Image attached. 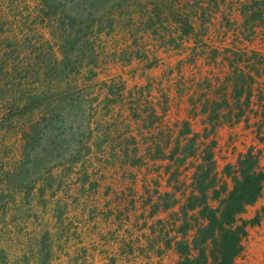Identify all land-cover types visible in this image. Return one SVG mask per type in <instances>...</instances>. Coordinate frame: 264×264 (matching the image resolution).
<instances>
[{"label": "trees", "instance_id": "trees-1", "mask_svg": "<svg viewBox=\"0 0 264 264\" xmlns=\"http://www.w3.org/2000/svg\"><path fill=\"white\" fill-rule=\"evenodd\" d=\"M123 1L0 0V141L11 148L8 164L0 159V254H33L36 264H47L56 238L70 240L59 229L72 224L81 238L92 231L90 237L117 244L118 256L107 264H164L151 259L171 252L178 258L170 264H233L250 223L242 214L263 192L264 168L249 149L218 170L214 134L251 107L258 60L227 48L224 80L193 78L205 84L188 96L202 131L187 119L171 122L167 91L155 96L152 82L129 87L120 75L98 78L100 41L116 29ZM211 1L237 11L250 31L264 24V0ZM198 3L179 12L176 1L171 18L146 4L145 18L134 23L130 16V29L176 20L192 35L206 2ZM201 45H193L190 64L203 57ZM180 79L185 90L190 83ZM59 128L69 135L58 137ZM60 142L68 151L58 152ZM64 163L75 170L72 202L50 194L53 170ZM102 180L110 184L106 194ZM48 205L52 226L39 210ZM31 219L38 223L28 238L13 230L18 223L29 229ZM101 221L111 227L102 229Z\"/></svg>", "mask_w": 264, "mask_h": 264}, {"label": "rangeland", "instance_id": "rangeland-1", "mask_svg": "<svg viewBox=\"0 0 264 264\" xmlns=\"http://www.w3.org/2000/svg\"><path fill=\"white\" fill-rule=\"evenodd\" d=\"M176 1L179 7L174 8V11L179 12L190 8L187 2H192L193 10H196L195 4H199V1L206 2L203 6L208 5L206 14L200 13L203 6L197 9L199 13L194 19L196 33L183 35L176 20L156 21L151 29L146 30L137 26L133 30L130 29L132 22L130 16L136 18L134 23L139 22L147 13L144 8L146 4L155 10L154 13L163 11L164 14L169 13L168 16L171 18L170 12H173V4ZM116 15V29L109 35H103L100 41V62L96 69L98 78L106 79L120 75L129 87L134 84L152 82L155 96L165 91L170 94L169 120L171 122L190 120L194 131H202L203 123L200 118L192 115L188 96L201 93L205 84L200 81L201 79L196 81L197 79L193 78L215 74L220 80H224L230 72L228 64L223 59L228 53L226 49L243 48L250 51L252 58L258 60L257 69L254 71L256 79L251 88V107L247 109L240 121L223 123L217 128L214 134L216 140L214 158L218 170H221L225 164L235 163L241 154L253 149L260 154L261 165L264 168V24L256 23L254 31H250L242 26L243 17L237 11L226 5L218 9L211 0H124ZM153 29L156 32H153ZM197 43L202 44L201 49L204 53L198 64L193 65L188 61H190L192 47ZM156 54H158L157 59ZM214 58H219L221 62H215ZM182 59L185 61L181 63ZM150 63L153 64L149 67ZM179 66H181V74H184L187 82L190 83L185 90L179 86V80H181ZM56 133L61 138L69 135L64 128H59ZM2 143L1 140L0 159L4 165H7L11 148ZM64 146L65 143L60 142L57 146L58 152L68 151ZM53 172L57 176L54 180V190L50 189V194L54 195V200L57 199L55 196L57 194L58 198L63 199L64 202H72L77 192L76 175H73L75 170H71L69 165L64 163L56 167ZM223 179L228 180L231 185L230 178ZM104 182L105 180H102L100 189L106 194L110 184ZM50 197L47 195L48 199ZM71 204L72 208H76L74 203ZM49 208L51 205H48L46 209L42 206L39 210L42 212L46 210L45 219L52 226L51 212L47 211ZM242 218L249 220L250 223L243 239V252L233 264H264V189L258 200L246 208ZM31 220L29 229H26L28 225L18 223L13 230L18 235L23 234L28 238L31 230L38 223V220ZM60 230V233L68 234L70 240L65 243L62 237L56 238L54 254H51L52 260L47 264H91L90 258L94 257L95 264H103L102 254H85L89 248H96L97 245L89 238L85 240V237L76 235L74 225L67 224L64 231ZM113 251L110 249L111 253ZM32 256L33 254H0V264H36ZM26 259H30L29 263H25ZM85 259L86 261L83 262Z\"/></svg>", "mask_w": 264, "mask_h": 264}, {"label": "crops", "instance_id": "crops-1", "mask_svg": "<svg viewBox=\"0 0 264 264\" xmlns=\"http://www.w3.org/2000/svg\"><path fill=\"white\" fill-rule=\"evenodd\" d=\"M111 226L108 223L102 222L101 221V228L102 229H108ZM87 234H85V240L86 239H90V241L94 242L97 246L96 248H89L87 251V254H102V259L103 264H107L111 258V256H118V254H112L113 252H117V244L115 245L114 243H112V241H108V240H104L101 239L99 236L98 237H90L91 235H88L90 233H92V231H87ZM93 235H95L94 233H92ZM88 235V236H87ZM98 249V250H97ZM110 249H113L114 251L111 253ZM178 258V254H174L173 252L169 253V254H164L162 256H153L151 261L153 262H157L160 261L164 264H170V263H175L176 259ZM91 259V264L92 263H96L95 261V257L94 258H90ZM118 260V263L119 264Z\"/></svg>", "mask_w": 264, "mask_h": 264}]
</instances>
